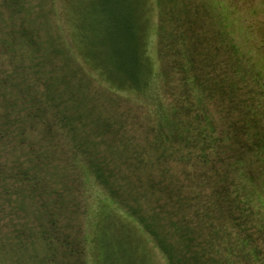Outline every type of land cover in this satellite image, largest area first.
<instances>
[{
    "label": "rangeland",
    "instance_id": "374dc122",
    "mask_svg": "<svg viewBox=\"0 0 264 264\" xmlns=\"http://www.w3.org/2000/svg\"><path fill=\"white\" fill-rule=\"evenodd\" d=\"M177 4L186 18L179 20ZM178 32L198 37V58L205 63L206 44L217 48L225 34L264 85V0H0V130L13 129L19 110L32 115L39 106L56 127L44 133L42 116L33 128L30 122L22 126L21 150H12L0 134V156H8L21 179L13 194L0 193L3 264H72L63 237L72 241L79 229L87 238V264H195L191 256L201 258L198 264H247L235 250L234 257L222 254L229 239L186 247L180 234L199 227L194 202L201 167L179 162L177 145L163 143L153 128L163 104L172 115L181 102L175 97L183 95L187 107L193 99L181 57L171 53L165 61L158 53L160 41L173 43ZM214 55L224 71L227 55ZM208 101L216 112L217 99ZM71 148L85 153L82 164L93 162L89 169L101 166L109 188L94 184L86 171L85 183L76 181L77 172L63 159ZM160 180L174 184L161 183V193ZM60 184L71 193L66 201L55 197ZM257 196L251 212L260 209L264 221V197ZM49 213L52 220L45 222Z\"/></svg>",
    "mask_w": 264,
    "mask_h": 264
},
{
    "label": "trees",
    "instance_id": "16d2710c",
    "mask_svg": "<svg viewBox=\"0 0 264 264\" xmlns=\"http://www.w3.org/2000/svg\"><path fill=\"white\" fill-rule=\"evenodd\" d=\"M165 3L167 6L168 2ZM177 6L179 8L180 4ZM179 9L183 10V15L179 14L178 16L177 12L175 17L178 16L179 20L183 16L186 18V10L183 4ZM128 29L132 37L131 40L135 39V30L132 27ZM159 35L158 33V38ZM160 43L158 53L161 59L166 61L171 53H173V57L176 55L181 57V71L184 74L182 79L185 81L188 93L193 98L190 101V106L187 107L183 95L175 97L181 102L176 101L178 109L177 107L174 108L172 115L169 114L167 107L163 104L162 109L165 113L157 110L160 114L159 123L157 127H153L158 131L163 143L177 145L178 151L176 153L179 162L187 161L190 165L201 167L199 170L201 173L198 175L200 181L196 185L195 192L197 193L194 202V206L198 207L196 208V215L199 216V227L196 230L189 227L182 230L185 232H180L182 238L186 240L185 246H193L202 242L203 247L207 240L214 241L218 245L221 241L224 244L225 240L229 239V242L232 241L230 249L224 247L222 253L227 258L234 257L235 250L241 255L243 262L247 264H264V251L261 252L260 247L261 243L264 244V221L260 209L257 208L255 213L251 212L254 210L252 208L253 202H255L253 201L254 198L259 197L257 195L264 197V85L258 80L257 75L252 76L251 66L246 61L244 53H240L234 45L231 47L229 38L225 34L222 35L217 48L212 50L211 46L206 44V53H210L206 63L205 60L201 62L198 58L197 51L200 47L198 45H201V42L197 36L185 37L179 35L178 32L173 43L168 42L167 44L164 41H160ZM175 45L177 49L173 47ZM178 45L181 47L180 51H178ZM220 51L222 55H227L223 60L227 64L222 72L220 71V63L213 59V56L215 58L214 54L220 53ZM193 52L194 56L197 54V59H193ZM136 55L137 52L134 49L132 54L134 61ZM190 56L192 57L190 58ZM194 61L202 67L196 66ZM134 64L138 65L136 61ZM216 72L218 73L215 74ZM130 76L132 74L126 78L128 82L131 81ZM225 87L227 88L226 95L223 94ZM208 91L210 92L207 93ZM225 97H229V99L223 101ZM214 98L217 99L220 106L216 112L211 111L208 105V100ZM31 101L37 103L34 97ZM39 107L35 108L32 115L27 112L24 114L22 110H19L20 117L15 119L14 126L13 124L10 125V127L13 126V129L0 130V134L3 133L1 137L12 150L13 146L15 148L18 145L19 150L24 146L23 136L26 132L21 127L30 122L29 125L33 128L41 116L46 121L44 133L55 131V125L49 122L43 113L41 114V107ZM46 114L48 115V113ZM185 115L189 118L188 121H185ZM4 124L3 126L7 125ZM49 126L51 128H48ZM17 132L18 139L17 137L14 139L13 133L17 134ZM68 152L70 154L64 156L63 159L72 166L74 172H77L76 181L85 183L83 173L86 175L85 173L89 172L94 184L109 188L106 186L107 180L104 178L101 172L102 168L98 163L89 169L88 166H91L93 162L88 165L82 164L85 154L83 151L82 155L77 153L74 148ZM10 153L13 154V152ZM30 154L31 152L28 157ZM26 156L27 154H23L24 158ZM0 159L4 161L3 163L0 162V193L8 196L13 194L14 188L21 179H17L19 174L16 168L10 165L11 161L6 154L1 155ZM33 167L39 170L42 168L39 164H34ZM167 172L169 171H165V173ZM189 177L193 178L190 174ZM29 178L33 179V176L29 174ZM41 178L43 179L42 176ZM165 181L169 185L174 184L172 180H160V183H157V191L165 192V187L161 185ZM28 183L26 180L22 185H28ZM67 191L69 190L66 188L63 192L60 184L55 197L58 199L61 197L62 201H66L71 194ZM65 194H67V198ZM115 196L112 193L110 195L111 198ZM204 200H206V204L201 206L200 204ZM71 202L69 200L63 202L65 211ZM0 213L3 212L0 211ZM134 214L131 215L133 218ZM52 216L53 214L49 213L45 222H50ZM254 217L256 218L255 221L253 220ZM203 218L204 221H202ZM148 227L150 228V226ZM255 234H258L257 238L261 240L260 244L254 243ZM74 236L72 241L68 235L63 237V245L70 248L68 251L71 253L66 257L72 255L75 257L72 264H87L85 233L79 229ZM158 240H156L157 247L160 248V245L163 247V244ZM232 248L234 249L232 250ZM190 259L195 264L201 261L200 257L197 259L191 256ZM178 263L177 259L169 260V264ZM0 264H3L1 260Z\"/></svg>",
    "mask_w": 264,
    "mask_h": 264
}]
</instances>
